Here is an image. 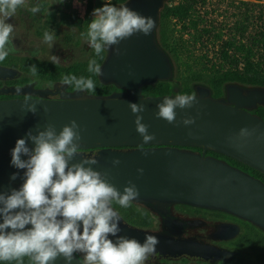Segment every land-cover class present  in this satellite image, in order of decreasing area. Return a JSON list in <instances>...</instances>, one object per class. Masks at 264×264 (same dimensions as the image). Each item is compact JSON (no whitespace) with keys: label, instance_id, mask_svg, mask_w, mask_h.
<instances>
[{"label":"water","instance_id":"1","mask_svg":"<svg viewBox=\"0 0 264 264\" xmlns=\"http://www.w3.org/2000/svg\"><path fill=\"white\" fill-rule=\"evenodd\" d=\"M170 3L171 0H126L118 5L153 18L155 28L148 36L136 34L105 50L100 64L102 75L98 78L117 90L105 95L74 90L62 93L60 98L0 100V191L19 189L23 183L24 170L11 165V151L18 139L25 138L29 130L35 134L37 127L43 130L50 123L58 133L75 120L81 129L80 154L96 157L98 163L92 165L94 170L107 173L109 182L121 192L132 181L140 193L132 202L158 212L175 203L225 211L264 231V181L222 157L207 154L208 151L223 154L264 174V118L254 112L264 106V86L228 81L223 94L216 96L211 85L196 81L192 93H182L179 87L172 93L157 96L143 92L145 86H155L161 81H176L181 85L176 62L159 37L162 11ZM116 47L120 55H116ZM14 72L0 65V77ZM180 94L195 95L199 101L192 108L176 109L177 121L195 117L192 125L169 124L155 115L157 104L164 97ZM128 103L145 105V111L140 113L142 123L149 126L148 132L154 134V140L143 141L136 131V115ZM30 104H35V113L27 110ZM242 128L249 129L252 135L240 139L238 134ZM29 147H34L30 141ZM96 148L95 153L84 151ZM81 159L83 156L77 155L71 163ZM114 159H119V165H113ZM138 169H143V173ZM13 173H19L15 180L11 179ZM117 213L121 228L118 235L141 243L146 235H155L160 241L156 252L201 255L206 248L183 240L170 243L167 232L132 227ZM80 262L83 264L75 254L71 264ZM54 264H65V260L58 257Z\"/></svg>","mask_w":264,"mask_h":264},{"label":"clouds","instance_id":"2","mask_svg":"<svg viewBox=\"0 0 264 264\" xmlns=\"http://www.w3.org/2000/svg\"><path fill=\"white\" fill-rule=\"evenodd\" d=\"M24 5L25 0H0V61L15 50L10 46L14 26L5 21ZM30 11L37 13L40 6L32 7ZM92 15L87 42L96 56L133 35L148 36L155 28L153 18L127 6L105 3L94 9ZM44 40L51 44L54 35L45 32ZM114 51L120 55L119 47ZM52 61L59 63L60 58L53 56ZM87 70L102 75L96 59L89 61ZM31 72L37 73L35 65L31 66ZM62 83L81 92L95 91L91 78L66 75ZM198 103L195 95L164 97L157 104L155 115L169 124L189 126L196 118L188 116L178 122L176 109L192 108ZM128 106L136 115V131L143 141L154 140V134L148 132L149 126L142 123L140 113L145 111V105L128 103ZM27 110L37 111L35 104L28 105ZM251 135L249 129L242 128L238 137L243 140ZM81 139L80 126L72 120L58 133L55 125L50 123L43 130L37 127L35 134L29 130L25 138L16 141L11 151V165L24 170L23 183L19 189L0 191V261L23 264V258L29 257L31 264H54L58 257H63L65 264H71L75 254L80 253L83 264H145L156 252L160 241L155 235H146L143 243L118 235L121 232L120 217L113 202L126 208L139 198V190L129 181L121 192L109 182L107 173L94 170L92 165L98 160L80 154ZM29 141L34 147H29ZM77 155L83 159L71 163ZM112 163L115 166L120 161L114 159ZM138 172L142 174L143 169ZM18 175L13 173L11 179H17ZM28 225L31 227H26Z\"/></svg>","mask_w":264,"mask_h":264},{"label":"flooded vegetation","instance_id":"3","mask_svg":"<svg viewBox=\"0 0 264 264\" xmlns=\"http://www.w3.org/2000/svg\"><path fill=\"white\" fill-rule=\"evenodd\" d=\"M108 2L110 0H103L100 7ZM5 22L14 26L10 46L15 50L0 61V65L15 72L0 77V100L60 98L66 91L77 90L74 86L64 85L62 73L47 66L51 63L67 69L77 62L89 60L95 51L90 48L86 36L76 27L63 25L67 29L63 41L45 42L44 35L39 33L38 19L23 6ZM53 56L59 57L60 62L54 64ZM32 65L37 68L35 75L31 72ZM97 150L84 151L95 153ZM112 206L132 227L167 232L170 243L183 240L206 247L201 255L155 252L145 264H264V231L234 214L183 203L169 205L163 212L135 202H130L126 208L115 202ZM77 255L83 261L82 254Z\"/></svg>","mask_w":264,"mask_h":264},{"label":"trees","instance_id":"4","mask_svg":"<svg viewBox=\"0 0 264 264\" xmlns=\"http://www.w3.org/2000/svg\"><path fill=\"white\" fill-rule=\"evenodd\" d=\"M126 0H110V4L117 7V4ZM207 0H171L162 11L159 37L162 45L171 53L177 66V79L181 80V85H177L176 81H161L155 86H145L143 92L145 95L157 96L169 94L179 87L182 93H192L193 85L196 81H204L212 86L214 95L220 96L223 94V88L228 81H239L246 84H256L264 86V14L257 19L258 31L244 40H237L236 37H230L224 40L219 49V54L222 58L221 67H217L214 74L210 78H206L203 73L190 71L185 74L186 57L191 55L194 46L204 44L206 36L213 32L212 27L200 24L206 14L201 13L200 8L205 6ZM95 0H87L84 13H80L77 9L68 7H58L51 11L49 23L58 26L76 27L78 31L87 37L88 25L92 20ZM245 21H249L246 16L244 21L238 20L235 23L237 31L244 33L246 30ZM181 26L179 31V27ZM46 31L39 30L40 34ZM218 36V35H217ZM105 51L101 56H93L84 62H77L71 67L65 69L58 65L48 64L47 68H53L62 76L75 75L77 78H91L95 83V91L88 92L89 94H109L114 89L113 85L103 84L97 74L88 72V63L92 59H96L98 64L104 59ZM255 113L264 118V106H259ZM196 151H201L200 148H193ZM207 154H213L226 159L235 166L241 167L250 172L254 176L261 178L264 181V174L260 171L236 160L227 157L223 154L208 151ZM0 264H19L17 261H0ZM23 264H31L29 257L23 258Z\"/></svg>","mask_w":264,"mask_h":264},{"label":"rangeland","instance_id":"5","mask_svg":"<svg viewBox=\"0 0 264 264\" xmlns=\"http://www.w3.org/2000/svg\"><path fill=\"white\" fill-rule=\"evenodd\" d=\"M102 3L103 0H95L94 9L99 8ZM67 4L80 13H84L86 8V0H62V2L60 0H25L23 7L30 11L32 7L40 6V11L33 13L38 19V28L53 34V41L57 43L63 41L62 36L67 29L63 26L55 27L48 20L51 11L58 7H68ZM200 10L201 13L206 14L200 26L212 27L213 32L206 36L204 44L193 47L191 55L185 59L187 64L184 73L197 71L203 73L206 78H210L216 68L223 65L219 49L224 40L236 37L237 40L245 41L248 36L258 31L257 19L264 14V0H207ZM246 16L249 17V21H245L246 30L244 33L237 31L235 23L238 20L244 21ZM178 27L181 31V26Z\"/></svg>","mask_w":264,"mask_h":264}]
</instances>
